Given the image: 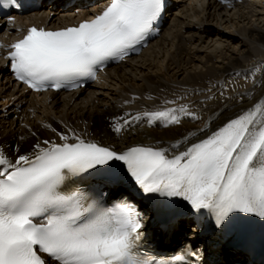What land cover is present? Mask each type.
<instances>
[{
  "label": "snow or ice",
  "instance_id": "6c2138e0",
  "mask_svg": "<svg viewBox=\"0 0 264 264\" xmlns=\"http://www.w3.org/2000/svg\"><path fill=\"white\" fill-rule=\"evenodd\" d=\"M163 9L164 0H108L76 27L29 28L8 54L15 78L38 92L94 78L108 60H123ZM181 114L196 118L185 106L142 116L168 126ZM56 134L62 143L45 140L14 160L0 149V264H199L201 254L190 248L142 255L143 213L127 197L105 207L70 182L85 173L123 174L145 196L181 198L194 213L207 212L218 228L236 213L264 219V101L175 155L142 145L115 151L74 132Z\"/></svg>",
  "mask_w": 264,
  "mask_h": 264
},
{
  "label": "bare ground",
  "instance_id": "6f19581e",
  "mask_svg": "<svg viewBox=\"0 0 264 264\" xmlns=\"http://www.w3.org/2000/svg\"><path fill=\"white\" fill-rule=\"evenodd\" d=\"M72 1L42 0L38 9L20 16L17 25L60 29L95 14L108 2L95 0L89 9L82 7L87 0H79L72 10ZM171 2L160 38L140 56L108 68L84 90L62 94L25 92L12 81L0 56V149L14 160L18 153L33 151L37 143L44 147L45 140L62 143L57 132L70 136L74 132L115 151L142 145L169 149L175 155L264 101V0ZM68 16L71 21L64 20ZM17 32L15 26L0 24V39L4 42ZM180 106L196 118L181 114L178 124L164 126L160 120L149 124L142 116ZM121 116L134 118L136 126L119 137L113 125ZM137 116L141 118L135 119ZM101 183L109 191L105 205L119 194L111 202L126 196L139 204L146 217L155 216L150 213L152 209L135 201L118 179ZM149 218L142 229L149 235L145 241L159 254L178 252L187 241L194 242L193 249L198 243L204 248L203 264H264V249L251 261L249 250H253L254 243L239 242V250L229 245L212 250L210 238L197 236L198 226L191 224L186 212L179 213L172 225L163 227L158 222L149 224Z\"/></svg>",
  "mask_w": 264,
  "mask_h": 264
},
{
  "label": "rangeland",
  "instance_id": "374dc122",
  "mask_svg": "<svg viewBox=\"0 0 264 264\" xmlns=\"http://www.w3.org/2000/svg\"><path fill=\"white\" fill-rule=\"evenodd\" d=\"M59 8V6H57V8L56 9H58ZM6 72H8L9 73V69H7L6 70ZM126 133V132H125ZM124 133V134H125ZM119 137H121V136H119ZM26 152V151H25ZM119 197V194H117V195H115V197L112 199V200H114V199H116V198H118ZM112 200H110L109 202H111ZM135 201H136V199H135ZM191 220V219H190ZM192 220H191V224H192ZM199 244V243H198ZM177 248H178V245H176L175 247H174V250H177ZM172 251V250H171ZM228 255V254H227Z\"/></svg>",
  "mask_w": 264,
  "mask_h": 264
}]
</instances>
